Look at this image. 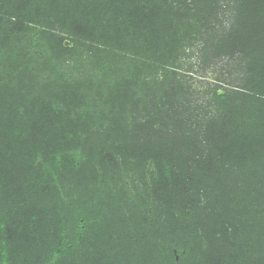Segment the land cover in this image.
<instances>
[{"label": "trees", "instance_id": "trees-1", "mask_svg": "<svg viewBox=\"0 0 264 264\" xmlns=\"http://www.w3.org/2000/svg\"><path fill=\"white\" fill-rule=\"evenodd\" d=\"M0 264H264V0H0Z\"/></svg>", "mask_w": 264, "mask_h": 264}, {"label": "rangeland", "instance_id": "rangeland-1", "mask_svg": "<svg viewBox=\"0 0 264 264\" xmlns=\"http://www.w3.org/2000/svg\"><path fill=\"white\" fill-rule=\"evenodd\" d=\"M195 56L186 62L192 68L183 72V79L191 85L196 97H200L213 84L223 83V81L233 77L234 69L230 60L226 58L214 60L210 66H201Z\"/></svg>", "mask_w": 264, "mask_h": 264}, {"label": "water", "instance_id": "water-1", "mask_svg": "<svg viewBox=\"0 0 264 264\" xmlns=\"http://www.w3.org/2000/svg\"><path fill=\"white\" fill-rule=\"evenodd\" d=\"M64 44H65V45H71V42L68 41V40H65V41H64ZM223 92H224L223 90H220V91H219V93H223Z\"/></svg>", "mask_w": 264, "mask_h": 264}]
</instances>
